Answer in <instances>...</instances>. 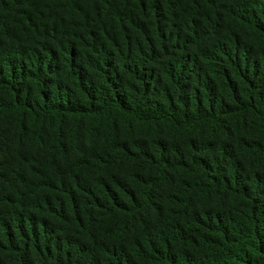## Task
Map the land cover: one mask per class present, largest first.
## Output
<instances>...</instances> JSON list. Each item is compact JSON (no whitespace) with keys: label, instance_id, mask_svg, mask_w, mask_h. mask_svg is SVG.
<instances>
[{"label":"trees","instance_id":"obj_1","mask_svg":"<svg viewBox=\"0 0 264 264\" xmlns=\"http://www.w3.org/2000/svg\"><path fill=\"white\" fill-rule=\"evenodd\" d=\"M0 264H264V0H0Z\"/></svg>","mask_w":264,"mask_h":264}]
</instances>
